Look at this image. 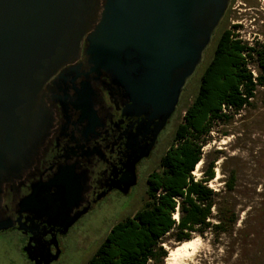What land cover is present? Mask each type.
<instances>
[{
	"label": "water",
	"instance_id": "obj_1",
	"mask_svg": "<svg viewBox=\"0 0 264 264\" xmlns=\"http://www.w3.org/2000/svg\"><path fill=\"white\" fill-rule=\"evenodd\" d=\"M230 1L104 0L98 15L100 0H0V201L3 184L21 177L50 128L47 83L83 41L91 72L109 74L133 109L142 108L154 123L156 137L203 63ZM65 81L61 75L59 88ZM53 187V194L50 186L46 192L44 185L33 187L26 202L67 233L78 216L67 214L68 184ZM10 227V220L0 219V231ZM34 255L51 264L40 245Z\"/></svg>",
	"mask_w": 264,
	"mask_h": 264
},
{
	"label": "flooded vegetation",
	"instance_id": "obj_2",
	"mask_svg": "<svg viewBox=\"0 0 264 264\" xmlns=\"http://www.w3.org/2000/svg\"><path fill=\"white\" fill-rule=\"evenodd\" d=\"M103 2L100 0L98 15ZM237 2L230 1L221 24L234 14L241 16L247 11L239 8ZM254 9L264 18L263 4ZM95 24L96 20L90 28ZM261 24L264 26V19ZM242 27L237 22L232 26L235 33ZM87 45L83 41L78 55L68 60L47 83L44 103L52 117L50 128L30 164L23 168L21 177L2 186L0 219L10 220L12 227L0 231V237L8 238L6 244L19 249L25 264H44L34 255L37 245L41 246V252L43 249L48 252L51 264L60 262L65 255L64 238L84 219L89 220V228L109 227V231L126 219L128 216L111 227L124 207L139 198L140 176H145L147 184L154 172L148 173L150 162L159 156V148L177 112L176 109L167 126L155 137L154 123L142 114V108L133 109L131 101L109 74L91 72L85 54ZM61 75L66 81L59 88ZM152 142L150 154L145 156ZM60 181L66 182L70 190L66 206L69 218L78 216L67 233L59 221L33 214L34 205L26 202L33 187L41 189L44 185L46 189L41 190L46 192L50 186L48 191L53 194L56 188L53 186ZM87 252L73 249L71 264H77Z\"/></svg>",
	"mask_w": 264,
	"mask_h": 264
},
{
	"label": "trees",
	"instance_id": "obj_3",
	"mask_svg": "<svg viewBox=\"0 0 264 264\" xmlns=\"http://www.w3.org/2000/svg\"><path fill=\"white\" fill-rule=\"evenodd\" d=\"M233 29L219 35L197 93L160 159L158 171L148 178L143 206L112 227L86 264H164L168 252L162 243L166 239L182 243L193 234L207 232L214 243L226 236L241 237L236 228L239 213L231 196L236 192L235 174L226 183L224 194L207 186L215 178L218 157L211 160L202 178L193 176L217 127L232 124L264 91V40L249 46ZM222 135L229 134L224 131Z\"/></svg>",
	"mask_w": 264,
	"mask_h": 264
},
{
	"label": "rangeland",
	"instance_id": "obj_4",
	"mask_svg": "<svg viewBox=\"0 0 264 264\" xmlns=\"http://www.w3.org/2000/svg\"><path fill=\"white\" fill-rule=\"evenodd\" d=\"M237 3L239 8L247 11L242 12L241 16L236 11L232 18L225 20L217 29L211 45L205 52L203 63L186 85L176 115L159 148V156L150 162L148 173L158 171L160 157L171 145L185 110L197 93L200 77L212 57L221 32L225 29L234 30L232 28L234 22L242 23L243 27L236 34L243 42H247L249 46L263 42L264 26L261 20L264 18L254 8L261 4L264 6V0H238ZM224 131L229 135L223 136ZM212 138L213 140L204 147L205 159L200 167L195 169L193 176L197 180L202 178V173L211 160L218 157L214 169L217 179L209 181L207 186L214 192L224 194L226 183L228 184L230 176L235 174L236 192L231 196L236 202V211L239 213L236 228L240 230L241 237L237 239L235 235L226 236L222 241L214 243L209 232L204 236L193 234L192 239H198V246L181 264H264V91L259 92L254 106L245 110L240 116H236L232 124L217 127ZM145 180V176H140L137 187V189L141 188L139 198H134L124 207L121 214L114 218L111 227L124 217L134 215L143 206L147 199ZM89 223L88 219H84L70 230L63 241L65 255L56 264H71V259L75 255L73 249L88 250L77 264H86L92 257L107 236L109 227L103 230L92 229L89 228ZM7 239L0 237V245H5ZM166 240L163 241L162 246L167 252L168 249H175L181 244L174 239ZM20 254L18 248L6 244L5 247L0 248V264H25Z\"/></svg>",
	"mask_w": 264,
	"mask_h": 264
},
{
	"label": "bare ground",
	"instance_id": "obj_5",
	"mask_svg": "<svg viewBox=\"0 0 264 264\" xmlns=\"http://www.w3.org/2000/svg\"><path fill=\"white\" fill-rule=\"evenodd\" d=\"M201 163L197 165V168L200 167ZM196 171V170H195ZM215 178L214 180H216ZM175 219L178 218V215L175 214ZM198 246V239H190L188 241H184L175 249H168V255L166 258V264H181L190 256L195 248ZM193 263V262H192Z\"/></svg>",
	"mask_w": 264,
	"mask_h": 264
},
{
	"label": "built area",
	"instance_id": "obj_6",
	"mask_svg": "<svg viewBox=\"0 0 264 264\" xmlns=\"http://www.w3.org/2000/svg\"><path fill=\"white\" fill-rule=\"evenodd\" d=\"M250 69H252V71H253L254 75L256 76V72H255V69H254V67H250ZM150 262H151V261H150Z\"/></svg>",
	"mask_w": 264,
	"mask_h": 264
}]
</instances>
